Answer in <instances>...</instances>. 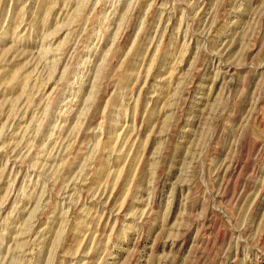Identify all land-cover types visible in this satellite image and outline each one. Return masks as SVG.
Returning <instances> with one entry per match:
<instances>
[{
    "label": "rangeland",
    "instance_id": "1",
    "mask_svg": "<svg viewBox=\"0 0 264 264\" xmlns=\"http://www.w3.org/2000/svg\"><path fill=\"white\" fill-rule=\"evenodd\" d=\"M0 264H264V0H0Z\"/></svg>",
    "mask_w": 264,
    "mask_h": 264
}]
</instances>
